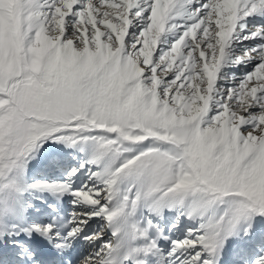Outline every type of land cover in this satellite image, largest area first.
<instances>
[{
  "label": "snow or ice",
  "instance_id": "obj_1",
  "mask_svg": "<svg viewBox=\"0 0 264 264\" xmlns=\"http://www.w3.org/2000/svg\"><path fill=\"white\" fill-rule=\"evenodd\" d=\"M61 144L79 166L32 175ZM36 237L62 264H264V0H0V264H41Z\"/></svg>",
  "mask_w": 264,
  "mask_h": 264
},
{
  "label": "rangeland",
  "instance_id": "obj_2",
  "mask_svg": "<svg viewBox=\"0 0 264 264\" xmlns=\"http://www.w3.org/2000/svg\"><path fill=\"white\" fill-rule=\"evenodd\" d=\"M247 43V42H245ZM239 47V46H238ZM244 66H240V69H226V71H240L243 69ZM45 148H48V145H45ZM42 157L47 160L49 157H52L56 161V166L54 168L49 169L48 167L44 165L38 166L39 169H44L43 171H39L38 167L32 170V175L34 176H44V177H51L56 179H63L67 170L71 167H78L80 160H82L83 154L75 151L74 149L67 148L64 145H56L50 152L45 155L44 149H41V154L37 156V161L41 160ZM73 157H76L75 159ZM32 165H36V161L32 162ZM32 165H30V169H32ZM85 180H87L86 176H82L79 181H77L76 184L73 186H78L80 183H83ZM36 197H40L41 199H36ZM60 195H52L48 192H34V193H28L25 195V202H31L33 205L39 207L42 212L51 213V215L57 216L61 220V222H64L68 219H70V213L74 211L73 205L71 203L72 197L70 195H65L66 200L64 203L61 201L58 202V199H60ZM42 200L44 203L42 204ZM55 203L57 211L55 213H52V210L48 208V204ZM62 203V204H61ZM30 213H27V215L23 218L22 223H33V222H40V219H43L45 221H48L51 219L50 215H44L43 217L40 216V213H36L35 215H32L34 209L29 208L27 210ZM259 219V218H258ZM59 220V221H60ZM175 238V237H174ZM77 241L72 242V247L69 249V251H72L74 249V246H76ZM82 243V249L83 251L87 249V243L84 241H80ZM258 246H264V245H258ZM79 249V248H78ZM228 254L222 259V264H224V260H228L229 264H246V257H241L234 253H226ZM231 254V255H230ZM229 256V257H228ZM232 262V263H231ZM77 264V262H76ZM247 264H250V260L247 261Z\"/></svg>",
  "mask_w": 264,
  "mask_h": 264
},
{
  "label": "bare ground",
  "instance_id": "obj_3",
  "mask_svg": "<svg viewBox=\"0 0 264 264\" xmlns=\"http://www.w3.org/2000/svg\"><path fill=\"white\" fill-rule=\"evenodd\" d=\"M249 19H252V18H249ZM63 199L66 200V199H65V195H62V196L60 197L59 201L62 202ZM64 202H65V201H64ZM27 213H28V212H27ZM58 224H63V222L58 223ZM58 230H59V229H58ZM75 241H77V242H76V246H74V250L79 248V249L76 251V253H79V252H85V250L83 251L84 248L82 249V243L80 242V241H84V240H82V239H77V240H75ZM84 242H85V241H84ZM28 250H29V249H28ZM28 250H27V251H28ZM226 255H228V254H226ZM26 257H27V256H26ZM228 257H229V256H228Z\"/></svg>",
  "mask_w": 264,
  "mask_h": 264
}]
</instances>
